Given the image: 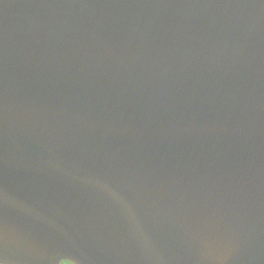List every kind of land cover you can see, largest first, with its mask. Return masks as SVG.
Returning <instances> with one entry per match:
<instances>
[{"label":"water","instance_id":"95a60500","mask_svg":"<svg viewBox=\"0 0 264 264\" xmlns=\"http://www.w3.org/2000/svg\"><path fill=\"white\" fill-rule=\"evenodd\" d=\"M264 264V0H0V264Z\"/></svg>","mask_w":264,"mask_h":264},{"label":"flooded vegetation","instance_id":"af4514ba","mask_svg":"<svg viewBox=\"0 0 264 264\" xmlns=\"http://www.w3.org/2000/svg\"><path fill=\"white\" fill-rule=\"evenodd\" d=\"M64 264H67V263H64Z\"/></svg>","mask_w":264,"mask_h":264},{"label":"rangeland","instance_id":"374dc122","mask_svg":"<svg viewBox=\"0 0 264 264\" xmlns=\"http://www.w3.org/2000/svg\"><path fill=\"white\" fill-rule=\"evenodd\" d=\"M64 264V263H63ZM68 264V263H67Z\"/></svg>","mask_w":264,"mask_h":264}]
</instances>
